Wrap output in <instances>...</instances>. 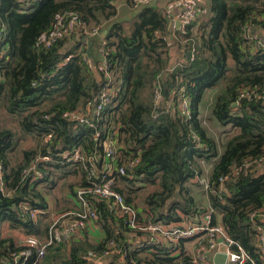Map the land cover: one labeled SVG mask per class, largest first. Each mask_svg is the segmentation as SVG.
<instances>
[{"label": "trees", "instance_id": "trees-1", "mask_svg": "<svg viewBox=\"0 0 264 264\" xmlns=\"http://www.w3.org/2000/svg\"><path fill=\"white\" fill-rule=\"evenodd\" d=\"M112 1L0 0V108L18 115L23 130L40 139L36 148L22 151L16 166H9V154L15 153L19 140L13 131L0 126L4 183L0 187V257L15 264L11 253L23 248L12 237L1 235L4 223L26 236L43 237L48 204L46 190L43 193L37 186L52 183L51 168L77 169L62 153L80 148L85 156H94V166L100 169L104 141L110 136L118 142L123 162L139 156L131 171L119 177L128 190L126 202L137 208L133 203L137 193L132 190L157 184L141 206L149 221L169 224L203 214L207 208H198L190 185L203 175V164L210 165L207 187L202 183L213 211L211 222L221 224L249 255L243 264H264L256 240L257 226H264L259 216L264 213V45L257 47L246 33V27L264 32V0H204L194 20L183 31H175L176 38L164 9L143 5L128 26L121 19H112L116 15ZM68 12L79 16L80 25L45 47L42 36L58 16ZM103 21L107 22L102 38L105 65L98 68L91 48L99 38L89 32ZM178 36L186 61L160 82L170 45ZM192 46L195 55L190 59ZM83 55L93 61L94 68L87 66ZM220 83L224 88L215 97L211 113L220 125L234 129L221 150L200 117L205 92ZM156 87L162 96L157 104L153 101ZM103 89H109L110 97L95 120L100 132L96 139L93 127L62 115L83 110ZM243 92L245 96H241ZM181 93L189 102L187 118L178 111ZM48 132H52V140L46 143ZM41 154L51 157V161L39 163L45 176L22 178L21 169ZM88 163L80 168L78 185L88 183ZM117 190L123 192L120 187ZM20 204L35 209L36 218L22 217ZM89 204L97 212L94 222L103 237L72 240L66 258L52 255L55 264H93L86 257L100 255L109 240L125 254L108 255L104 264H172L177 258L174 249L160 241L145 240L141 246H133L129 229L106 200L91 198ZM34 259L32 252L24 264Z\"/></svg>", "mask_w": 264, "mask_h": 264}, {"label": "built area", "instance_id": "built-area-1", "mask_svg": "<svg viewBox=\"0 0 264 264\" xmlns=\"http://www.w3.org/2000/svg\"><path fill=\"white\" fill-rule=\"evenodd\" d=\"M134 5H145L152 0H131ZM202 0H172V2L179 8V28L183 31L196 17L198 3ZM80 25L79 16L74 12H68L58 16L53 22L50 30L45 33L41 42L45 47L50 46L57 40L63 38L73 31L74 28ZM247 29V36L253 40L256 46L264 45V37L262 33L253 30L249 27ZM100 30L99 25L93 26L90 33H97ZM3 28L0 25V38L2 36ZM103 49L101 48V51ZM195 55V47L192 46L190 50V59ZM84 61L89 68H94L93 62L86 55H83ZM105 64V63H104ZM182 92V89H181ZM257 96L254 91L250 92ZM246 93H241L245 96ZM109 89H103L96 98V101H88L83 110L65 111L63 117L69 121H74L80 124H86L95 129L94 137L98 139L100 132L97 130L95 120L98 119L105 103L109 101ZM161 92L158 87L154 89L153 101L155 104L161 100ZM178 111L182 117H189V102L188 98L182 93L178 99ZM52 132H48L44 136L46 143L51 142ZM104 156L108 160L106 166L100 172L95 171L94 161L92 155L85 156L80 148H75L72 151L62 153V157L66 162H72L75 167H85V161H88V183L86 185H78L74 189L73 198L74 204L63 211L50 217L46 224V229L43 237L28 235L21 241H14L18 246H23L18 252L11 253V260L13 263L24 264L28 257L34 252L35 259L30 264H37L41 258L44 257L46 251L53 246L69 245L72 240L80 237V234L97 218V212L91 207L89 201L91 198H100L108 202V206L115 216L123 219L124 224L129 229V236L133 238V246H141L142 242L148 241H162L167 246L174 249V254L177 258L172 264H199L203 261L207 254L217 251L219 245H224L225 253L227 255L226 264H243L249 260V255L233 241L225 232L223 226L219 223H212V209L208 207L207 210L201 214L196 221L189 222L186 219L164 224L158 221H149L146 216L139 214L137 208L133 204H129L125 200L123 192L117 190L119 185V177L126 175L138 163L139 156L129 157L125 162L117 164L116 162V148L112 137H107L104 141ZM51 157L49 154L38 155L29 164L21 169L22 178L30 175L33 179H42L45 176V171L39 167V163L49 162ZM261 162V159L257 161ZM1 165V162H0ZM96 179H92V177ZM51 177V175H49ZM224 180V178L222 179ZM205 187H207L206 180H203ZM0 187L4 188L2 173L0 171ZM18 212L22 217L35 219L37 211L30 208L28 205L20 204ZM255 213L252 214V217ZM261 218H264V213H259ZM257 244L260 251L264 253V226H257ZM196 238L198 240L205 238L206 244H199L194 255L189 257L180 256V246L188 239ZM235 247V248H233ZM116 254L122 256L125 250H122L117 243L109 240L107 248L100 255L90 253L86 258L93 264H104L107 261V256ZM0 264H7V259L0 257Z\"/></svg>", "mask_w": 264, "mask_h": 264}, {"label": "crops", "instance_id": "crops-1", "mask_svg": "<svg viewBox=\"0 0 264 264\" xmlns=\"http://www.w3.org/2000/svg\"><path fill=\"white\" fill-rule=\"evenodd\" d=\"M203 1L204 0H202V2ZM199 3H198V6L200 5ZM112 4L116 8V15L114 17H112V19H115V20L121 19L125 24L128 23V26L130 25V22L135 20V15H136V12H137L138 8L143 6V5H133V6H131L130 2L128 0H113ZM148 4H150L151 6H155L157 8H160V9H164L166 11V13H167L166 16L168 17V19L170 21L169 27L172 29L173 37L176 38L175 31L176 30L181 31L179 26L177 25V23L179 22V8H178V6H176L172 2V0H152ZM197 12H198V9H197ZM106 23L107 22L103 21L101 24H99L100 30L97 33H92L91 34L89 32V35L91 37H98L99 38L97 43L95 45H93V47L91 48L92 54L94 56V59L96 60L98 68H102L105 65L104 64V57H103V54H102V51H101L102 44H103L102 38L104 37L105 34L102 36L101 33L104 31L103 27H104V25ZM262 36H263V34H262ZM185 61H186V58L184 56V52H183L182 48L178 44V40L174 41L170 45L169 52H168V55H167L166 65H165V68L163 69L162 73L159 75V81L163 82L167 78L169 72H171L178 64H182ZM11 115L12 114H9V116H11ZM0 126H1V128L11 130L8 127L2 126V125H0ZM113 142H114V145H115V148H116V153L118 151V156L116 157V162L115 163H117V164L118 163H122L124 161L123 155L121 154L122 152L119 151V148L117 149V144H116V141H115L114 138H113ZM118 147H119V145H118ZM101 161L103 163H102L100 169L97 168V166H95V171L96 172H100L101 170H103L105 168V166H106V161H108V160L104 156V157H102ZM70 170H73V169H70ZM209 170H210V165L203 164V175L200 176V177L194 178L191 181L193 183L192 185L194 187V188H192L191 185H190L191 194L194 197L195 201H197L196 204H197L199 209L202 208V207L203 208H208L209 202H208V197H207L205 188L203 187L204 192L200 193V194H202V196L200 197L199 194H198L199 189H198V187H195V185H197V183H200V184L203 185L202 182H203V180L207 179ZM79 172L81 173V170L79 171L78 168H77L75 176H77L79 174ZM64 175L65 174H62V176L59 177V180H58L59 182L58 183L61 184L62 180H64V179L67 180L68 179L67 180V186H69V184H71L70 183V179L69 178L66 179V177ZM52 177H54V176L52 175ZM80 181H81V179H80ZM80 181H79V183H80ZM197 181H199V182H197ZM53 182H56V181L53 180ZM118 185H119L120 188L123 189V193L125 192V190L128 193V190H127V187L125 185V182L119 180ZM46 186L47 185H45V184H39L37 186V189H39L40 191H43V193H45L42 188L46 187ZM147 187H148V190L146 192V195L148 194V192L150 193V191L155 190L157 188V184L148 185ZM62 188H63V191H59L57 193H65V194H63L59 199H57L56 197L49 198V196L48 195L46 196V194H45V198H46V201H47V204H48V209L46 211L47 212V217L48 216L52 217L53 215H55L58 212L62 211L61 210L62 207H63V206H61L62 203H63V205H69L68 208H70L75 203L74 202V198H73V193H74V189L75 188L73 189V191L69 190L68 188H64V187H62ZM49 193H55V191H53V192L51 191ZM69 193H72V196ZM56 204H59V207L61 206L60 209L56 208ZM51 205H53L52 209H50ZM137 206H138L137 209H138L139 214L140 215L141 214L145 215L144 212L141 210V206L138 205V204H137ZM68 208H65L63 210H66ZM201 214H194L191 217L184 218L183 220L186 219L189 222L196 221L197 218ZM262 220L264 221V218H262ZM4 225L8 227V225L6 223H4L2 226H4ZM10 231H13V230H10ZM95 231L100 233L99 235L97 234L99 236V238L95 237V235H93V232H95ZM85 236H87V237L90 236V237L93 238L94 241H98V240H100L103 237V233H101V231H100L99 227L97 226V224L95 222H93V223L88 224V226L80 234V238H83ZM24 237H25V235L23 236V239H24ZM21 240L22 239L20 238L19 241H21ZM14 241H16V239H14ZM160 242L164 243L162 241H160ZM131 243H133V242L131 241ZM164 244H166V243H164ZM199 244H203V245L206 244V239L203 238V239L198 240L196 238H192V239L185 240L181 244L180 249H179V251H181L180 252V256L181 257L193 256ZM60 246H62V245H60ZM67 247H68V245H67ZM226 262H227V255H226L225 251L221 250L218 247L217 251L207 254L205 259L203 261H201L199 264H226Z\"/></svg>", "mask_w": 264, "mask_h": 264}, {"label": "rangeland", "instance_id": "rangeland-1", "mask_svg": "<svg viewBox=\"0 0 264 264\" xmlns=\"http://www.w3.org/2000/svg\"><path fill=\"white\" fill-rule=\"evenodd\" d=\"M128 1L130 2V5L133 4L131 0H128ZM203 2L201 1L199 4H202ZM139 9H140V7L138 8L137 11H139ZM178 40L181 41L182 37L178 36ZM179 41H178V44L180 46ZM223 88H224L223 83H220L216 87H213L211 89L209 88V90L205 92L203 99H202V102L200 104V117H201V120L203 121L202 125H204L207 133L212 135L217 140L220 150L222 149V144L226 140V138L229 137L234 132V129L231 128L230 126L220 125L217 122V120L214 118L213 114L211 113V109H210L211 105H212L215 97L217 96V94L220 91H222ZM45 106H47V104ZM9 114H11V113L0 108V121H1L0 125L8 127L9 129H11L15 133L16 137L19 140L15 153H13V155H12V153L9 154V157L11 160L9 166H16L22 160V151L25 149L36 148V145L40 142V139H38L37 135H35L31 132H26L23 130L22 124H21V121H20V118L18 115L12 114L11 116H9ZM116 144H117V149H118V145H119L118 142ZM119 151L122 152L121 150H119ZM117 156H118V151L116 153V157ZM73 168L71 167V169H73ZM69 170H70L69 166H65L63 169H58L57 167L51 168L49 175H51V177L53 175L55 178L52 177L50 179L52 181V183L49 184L48 186L42 188L43 190H46V196L48 195L49 198L56 197L57 199H59L63 194H65V193H57L59 191H63L62 187L68 188L69 190L73 191V189L76 186H78V183H79L80 179L82 178V174L79 172V174L77 176H75L76 170H72V171H69ZM78 170L80 171L81 169L78 168ZM62 171H69L66 174L64 173L65 174L64 176L66 177V179L67 178L70 179L71 184H69V186H67V180L68 179L67 180L64 179L65 181L62 180L61 184L58 183L59 177H61L63 174V173H61ZM53 180L56 182H53ZM42 184L46 185V183H42ZM192 184L193 183H191V187L194 188ZM195 187H198V189H199L198 194L201 197L202 194H200V193L204 192L203 185L198 184V185H195ZM50 190L52 192L55 191V193H49V192H51ZM147 190H148L147 186H145L143 188H136L135 187L132 190L131 193H133V194L137 193L136 196H133L134 197L133 203L136 204V206H137V204L140 206L143 205L144 197L146 195ZM124 193H127V191L125 190ZM69 194L72 196V193H69ZM196 203H197V201H196ZM61 206H63L61 209L62 211H63V209L69 207V205H63V203L61 204ZM60 207H59V204H56V208L60 209ZM52 208H53V205H51L50 209H52ZM46 219H47V223H48V221L50 220V217L48 216V217H46ZM97 234L99 235L100 233H98L97 231L93 232V235H95V237L99 238V236ZM1 235L3 237H7V236L12 237L13 239H16V241H19L20 238L23 239V236L25 234H23L22 232H20L18 230L10 231V229L4 225L1 227ZM88 238L93 239L90 236H88ZM47 253L48 254H46V256L41 260L40 263L41 264H55L53 261H51L52 255L55 253V254L60 255L62 258H66L68 256V247H67V245L56 246L52 250L50 249Z\"/></svg>", "mask_w": 264, "mask_h": 264}, {"label": "water", "instance_id": "water-1", "mask_svg": "<svg viewBox=\"0 0 264 264\" xmlns=\"http://www.w3.org/2000/svg\"><path fill=\"white\" fill-rule=\"evenodd\" d=\"M166 19H167V22H168V25L170 24V21H169V19H168V17H166ZM177 25L179 26V22L177 23ZM105 32L106 31H103L102 33H101V35L103 36L104 34H105ZM262 34H263V37H264V32H262ZM235 104V103H234ZM219 248L221 249V250H223V251H225V247H224V245H219Z\"/></svg>", "mask_w": 264, "mask_h": 264}]
</instances>
